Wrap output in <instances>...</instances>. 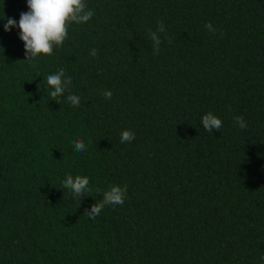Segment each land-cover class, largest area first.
<instances>
[{"label": "trees", "instance_id": "trees-1", "mask_svg": "<svg viewBox=\"0 0 264 264\" xmlns=\"http://www.w3.org/2000/svg\"><path fill=\"white\" fill-rule=\"evenodd\" d=\"M87 4L92 19L35 61L0 20V264H259L264 0ZM27 10L0 0V18ZM59 68L72 83L54 101L44 85ZM70 93L81 97L75 108ZM209 111L219 132L200 124ZM124 129L131 143H120ZM65 173L87 175L90 196L72 200ZM111 184L127 186L124 204L89 218Z\"/></svg>", "mask_w": 264, "mask_h": 264}, {"label": "clouds", "instance_id": "clouds-1", "mask_svg": "<svg viewBox=\"0 0 264 264\" xmlns=\"http://www.w3.org/2000/svg\"><path fill=\"white\" fill-rule=\"evenodd\" d=\"M27 11L20 13L19 20L14 18H0L6 20L2 25L3 31L8 33L18 30V38L23 43L27 61H35L43 56H51L54 49L61 47L68 36V26L71 24H86L94 16V9L88 7L87 0H26ZM210 32L215 33L211 23L204 26ZM165 32V25L159 22L156 31L150 32L153 53L158 54L162 43L158 33ZM95 55V49L90 50ZM72 78L67 76L63 68L47 75L44 90L55 101L56 98L64 95L69 90ZM102 95L105 99H111L113 93L104 90ZM73 108L81 104V97L78 94L70 93L66 97ZM234 123L240 129L247 128V122L242 116H236ZM200 124L206 132H219L223 122L213 112L209 111L200 118ZM135 139V133L131 129H124L120 132V143H131ZM76 151L83 153L86 145L83 139L76 137L72 141ZM64 188H67L72 200H82L90 196L92 187L87 175H73L65 173L61 181ZM99 191V190H98ZM128 189L126 185L111 184L107 189L100 191L101 198L90 205L86 210L91 219L99 216L106 206L123 205L127 199ZM259 264H264V254L259 257Z\"/></svg>", "mask_w": 264, "mask_h": 264}]
</instances>
